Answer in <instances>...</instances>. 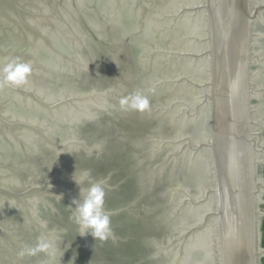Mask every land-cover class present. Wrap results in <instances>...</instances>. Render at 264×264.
Instances as JSON below:
<instances>
[{
    "label": "water",
    "instance_id": "water-1",
    "mask_svg": "<svg viewBox=\"0 0 264 264\" xmlns=\"http://www.w3.org/2000/svg\"><path fill=\"white\" fill-rule=\"evenodd\" d=\"M263 46L264 0H0V65L32 64L0 86V264H257ZM85 169L106 241L74 222Z\"/></svg>",
    "mask_w": 264,
    "mask_h": 264
},
{
    "label": "clouds",
    "instance_id": "clouds-1",
    "mask_svg": "<svg viewBox=\"0 0 264 264\" xmlns=\"http://www.w3.org/2000/svg\"><path fill=\"white\" fill-rule=\"evenodd\" d=\"M32 72L31 62L18 57H12L6 63L0 65V86L19 87L28 83ZM119 106L122 111H135L143 113L150 107V101L141 91H132L119 98ZM72 179L78 185L79 197L72 200L74 222L77 225L80 236L90 234L95 241H106L114 238L111 226L112 213L105 208L106 182L93 180L90 170H82L73 174ZM81 185L86 187L81 188ZM54 238L42 236L34 246H26L19 253L20 256H31L38 252L54 254Z\"/></svg>",
    "mask_w": 264,
    "mask_h": 264
},
{
    "label": "rangeland",
    "instance_id": "rangeland-1",
    "mask_svg": "<svg viewBox=\"0 0 264 264\" xmlns=\"http://www.w3.org/2000/svg\"><path fill=\"white\" fill-rule=\"evenodd\" d=\"M258 119L261 150V203H260V222L258 233V250L263 254L264 251V46L261 65L260 90L258 101ZM263 250V251H262ZM258 264H264V255H261Z\"/></svg>",
    "mask_w": 264,
    "mask_h": 264
},
{
    "label": "bare ground",
    "instance_id": "bare-ground-1",
    "mask_svg": "<svg viewBox=\"0 0 264 264\" xmlns=\"http://www.w3.org/2000/svg\"><path fill=\"white\" fill-rule=\"evenodd\" d=\"M263 251V250H262ZM260 251L258 250V245H257V253H259ZM261 253V252H260ZM262 255H264V251H263V254ZM257 264H258V262H257Z\"/></svg>",
    "mask_w": 264,
    "mask_h": 264
}]
</instances>
